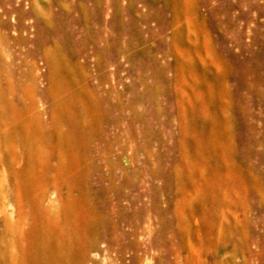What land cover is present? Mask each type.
I'll use <instances>...</instances> for the list:
<instances>
[{
	"label": "rangeland",
	"instance_id": "obj_1",
	"mask_svg": "<svg viewBox=\"0 0 264 264\" xmlns=\"http://www.w3.org/2000/svg\"><path fill=\"white\" fill-rule=\"evenodd\" d=\"M94 40L100 72L68 63ZM0 43L37 148L23 183L0 166V264L49 221L46 150L69 264H264V0H0ZM86 81L113 89L118 125L65 127L61 98Z\"/></svg>",
	"mask_w": 264,
	"mask_h": 264
},
{
	"label": "bare ground",
	"instance_id": "obj_2",
	"mask_svg": "<svg viewBox=\"0 0 264 264\" xmlns=\"http://www.w3.org/2000/svg\"><path fill=\"white\" fill-rule=\"evenodd\" d=\"M24 1L26 2L28 0ZM58 32H60V29ZM86 36L89 35H85V38ZM95 40L93 41L94 43H91V51H88L85 46L81 48H69L68 52L70 54L68 63L79 68H89L91 65L94 68V71L100 72L102 68L110 61L109 57L107 56V50L109 46L102 47V45L97 44L98 41ZM57 41L61 44L62 48L66 52L67 50L65 48L68 40ZM38 42H42V40L40 39ZM81 45L83 46V44ZM81 58H83V60H80ZM179 62L183 64L181 61ZM167 67L169 68V65H167ZM165 69L166 67L164 69L158 68L156 73H154V79L161 78L162 72H164ZM104 78L105 76H100L99 79L97 78V80L101 81ZM98 83L95 85H90L86 81L84 83L86 89L85 91L79 90L74 86L70 92L62 96L61 103L65 107L66 114L68 116H65L62 122L68 130H70V128H75V130L80 131V129L88 128L93 125H98L101 127L102 125H107L111 126V128L115 124L118 125V118H116L114 115L118 109V106L114 101L113 89L110 86L106 89L102 88V84L100 85ZM144 93H146V91ZM154 95L155 94L153 92H150L148 95V99H150L152 102H154ZM137 99L141 98H138L137 96ZM138 101L140 100H137V102ZM159 103L157 102L156 104ZM153 105L155 106V104ZM156 107L158 108V105L155 106V108ZM155 108L153 107V111L151 113L153 117H157L159 115L158 110ZM165 111H169V109L165 107L163 112ZM71 114L77 119L74 122H72V119L69 117ZM145 114V116H147L150 113ZM124 116H126V114ZM121 122L123 121L121 120ZM100 130V133H97L93 136L91 135L90 142H92V140L94 142L100 140L101 136L105 133L103 129ZM53 131L54 133L57 131L56 124L53 126ZM135 131L139 132V130ZM147 136L148 135L146 134V137ZM35 137L33 106L30 103L26 104L23 102L21 85L15 78L14 74H12V72L8 73L7 67L0 63V166L7 169V175L1 180L2 185L11 181V174L18 176V180L23 183V176L25 175V172L33 171L35 167V154L37 153ZM46 151L47 152L44 156V160L42 161V166L46 177L47 188L43 191L40 200L41 202H45L46 200L49 201L46 207L47 211L45 212L48 213L50 218H48V223L42 226V228L36 227V231H38V233L36 234V237L31 245L28 244L25 246V248H18L17 257L15 258L17 264H69L70 258H72L70 248V230L65 220L56 215V211H62L63 206H65L64 197L59 190L55 189L51 192V189L49 188V181L53 180L52 176H50V173L54 168V162L52 154L49 152V150ZM4 189L5 188L1 189V191L3 194H6ZM61 189H63V185H61ZM201 252L203 254L205 253L206 255L208 254L203 250H201ZM89 253L90 247H87L84 254L87 259L89 258ZM209 260H211V258H209Z\"/></svg>",
	"mask_w": 264,
	"mask_h": 264
}]
</instances>
